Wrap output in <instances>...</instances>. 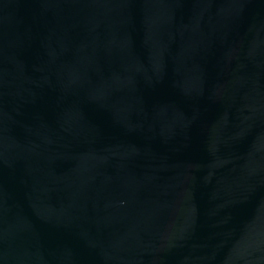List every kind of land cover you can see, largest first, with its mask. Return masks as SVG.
I'll list each match as a JSON object with an SVG mask.
<instances>
[{"label": "water", "instance_id": "1", "mask_svg": "<svg viewBox=\"0 0 264 264\" xmlns=\"http://www.w3.org/2000/svg\"><path fill=\"white\" fill-rule=\"evenodd\" d=\"M0 264H264V0H0Z\"/></svg>", "mask_w": 264, "mask_h": 264}]
</instances>
